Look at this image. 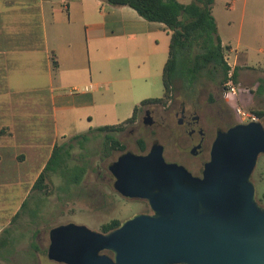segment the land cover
Masks as SVG:
<instances>
[{"label":"rangeland","instance_id":"1","mask_svg":"<svg viewBox=\"0 0 264 264\" xmlns=\"http://www.w3.org/2000/svg\"><path fill=\"white\" fill-rule=\"evenodd\" d=\"M179 1L190 3L193 0ZM74 2L61 0L60 4H57L63 14L62 17L68 16V10L64 6L69 3L73 7ZM232 3L234 0H214L213 14L222 43L231 45L234 50L233 56L231 54L226 56L227 62L232 63L238 52L241 57L242 54L247 57L246 65L251 69L247 74V82L251 90L243 89L245 90L243 99L240 87L237 98L227 100L224 97V83L220 82V74L216 75V81L202 77L193 87L187 86L179 79L175 84L174 97L168 106L160 104L144 106L139 110L135 122L128 123L124 130L113 133L126 148L125 151L115 150L106 156L104 153L106 134L95 129L99 122L112 125L118 118H124L128 114L125 111L114 112L115 108L125 109L130 106L132 109L134 104H139L146 98L163 96V91L159 88L148 96H144L143 93H134L132 96L114 94L113 87L115 88L117 83L112 81L115 79L111 73L112 61L103 56L100 62L98 53L92 48L89 52V42L81 41L85 80L70 81L63 90L82 93L85 86L92 83L90 90L98 93L101 102L108 104L111 114L99 118L91 112L94 115L92 120L85 115L78 118V114L72 112L71 121L62 117L68 115V111H64L58 115L60 121L56 122L55 117L53 121L47 118L42 126L38 125V131L31 132L19 129L9 132L2 126L3 121L0 119V145H13L12 142L16 141L17 150L21 153L18 162L5 159L0 164V171L11 167L9 170L13 169L20 175L16 181H0V228L4 229L0 231V264H34L36 257L44 264H49L45 257L47 237L49 230L55 226L74 223L102 232L103 224L113 219L123 221L136 213L149 211V205L145 200L124 197L115 189L114 177L109 166L124 152L141 154L150 150L156 142L163 146L167 162L175 161L184 166L183 160L188 155L181 154L177 147L178 134H182L184 128L179 123V111L183 106L186 107L188 114L197 110L199 122L208 126L210 136L215 135L217 128L227 130L238 122L234 107L236 105L253 112L264 111V77H261L264 73V0H237L231 7ZM123 60L124 66L129 68L127 59ZM92 73L94 79L91 81ZM220 105L229 111L221 110L222 113H219ZM146 108L153 110L151 124L144 122ZM89 130L91 132L87 140L82 137L74 138L77 135L75 132L81 134ZM139 138L145 141V150H141ZM57 143L71 145L70 155L66 157L68 166L61 167L63 156L57 157L58 159L45 171L47 189H42V185H39L25 196L27 186L33 182L41 166L47 162L53 144ZM263 170L264 153L258 157L257 170L253 176L255 181L258 179L257 173ZM19 181L20 184L17 185ZM257 188V198H260V194L264 193V183L260 182ZM23 196L26 198L25 203L21 206L13 226L6 225ZM27 219L29 221H26ZM36 230L41 231L39 235L41 238L44 236V240H40V248L36 246L39 242Z\"/></svg>","mask_w":264,"mask_h":264},{"label":"water","instance_id":"2","mask_svg":"<svg viewBox=\"0 0 264 264\" xmlns=\"http://www.w3.org/2000/svg\"><path fill=\"white\" fill-rule=\"evenodd\" d=\"M144 122H153L149 110ZM261 153L264 125L255 120L218 132L202 176L167 162L157 142L147 153L124 152L109 166L114 187L151 212L108 233L55 226L48 255L69 264H264V206L251 179Z\"/></svg>","mask_w":264,"mask_h":264},{"label":"crops","instance_id":"3","mask_svg":"<svg viewBox=\"0 0 264 264\" xmlns=\"http://www.w3.org/2000/svg\"><path fill=\"white\" fill-rule=\"evenodd\" d=\"M74 1L73 7L69 3L64 6L68 16L62 17L57 6L61 0H0V119L9 132L38 131V125L42 126L47 118L53 121L55 117L56 122L60 121L58 115L64 111H68V115L62 117L71 121L72 112L77 113L78 118L85 115L92 120L91 112L99 118L112 113L108 104L98 99V93L90 90L92 83L86 85L82 93L63 90L70 81L85 80L81 41L89 42V52L92 48L98 53L100 62L103 56L112 61L111 73L115 77L112 81L117 83L113 87L114 94L148 96L159 88L164 92L162 74L169 56V28L162 22L146 20L129 6H112L104 0ZM223 46L228 47L227 55L233 56L232 46ZM246 58L238 52L236 59L229 63L236 73L242 99L243 89H250L247 74L251 69L246 65ZM123 59H127L129 68L124 66ZM135 105L132 109L130 106L115 108L114 112L128 114L114 124L130 117ZM103 125L110 124L99 122L98 127ZM12 144L0 145V164L5 159L18 162L21 156L18 142ZM46 163L27 186L25 196L33 191ZM9 169L11 167L0 171V181H16L20 176ZM21 199L6 225L13 226L26 198Z\"/></svg>","mask_w":264,"mask_h":264},{"label":"trees","instance_id":"4","mask_svg":"<svg viewBox=\"0 0 264 264\" xmlns=\"http://www.w3.org/2000/svg\"><path fill=\"white\" fill-rule=\"evenodd\" d=\"M104 1L112 6L132 7L146 20L164 23L171 32L169 56L162 74L163 96L142 100L139 104L135 105L133 114L120 123L95 128L96 131L106 134L104 153L106 156H109L112 151H125L126 148L125 144L113 133L122 131L128 123L135 122L139 110L144 106L152 104H160L164 107L168 106L174 97L177 80L182 79L187 86L193 87L202 77H208L211 81H216V75L220 74V82L224 83L228 78L231 66L226 60L228 47L222 44V40L218 34L217 22L213 15L214 0H193L190 3H182L179 0ZM54 66H57L55 59ZM233 77L237 82L235 72ZM255 112L259 116L264 114V111L257 110ZM91 130L87 133L76 135L74 138L82 137L84 140H87ZM138 144L141 150H145V141L142 138L138 139ZM70 147V144L57 143L54 145L48 162L34 184V189L39 187V185H42V189H47L45 171L52 166L53 162L58 159L57 157L63 156L60 166H68L66 157L70 155ZM17 217L18 214L15 216V219ZM120 223V220L113 219L103 224L102 232L108 233L117 228ZM32 246L35 247L33 243Z\"/></svg>","mask_w":264,"mask_h":264},{"label":"flooded vegetation","instance_id":"5","mask_svg":"<svg viewBox=\"0 0 264 264\" xmlns=\"http://www.w3.org/2000/svg\"><path fill=\"white\" fill-rule=\"evenodd\" d=\"M220 108L221 109L218 110L219 113L221 112V110H223V112L229 111L228 108H226L222 105H220ZM147 110L150 111V115L152 116L153 110L146 108V109H144L145 114H146ZM179 114H180L179 115V123H181L184 128H182V132H181L182 134H178V140H179V144L177 146L178 150L181 152V154L184 153L185 156L188 155V157L185 160H183V161H185L184 166L193 175L202 176L204 174V169H205L206 163L211 158V149H212L213 143H214V141L218 135V132L221 129L217 128L215 135L210 136V134L208 133V130H207L208 126L207 125L204 126V125L200 124V122H199L200 116L198 115L197 110H193L188 114V113H186V107L183 106L180 109ZM237 121L240 122L239 120H237ZM257 121H261L264 125V114L262 116H259V120H257ZM147 152H149V150ZM147 152H144V153H147ZM261 154H263V153H261ZM173 162H175V161H173ZM256 170H257V165H256V167L252 173L251 179L255 184L256 197H257V194H258L257 185L260 182L264 183V170L262 172L257 173L258 179H257V181H255L253 176H254V173H256ZM113 177H114V175H113ZM114 182H115V177H114ZM260 195H261V197L260 198L258 197L257 200L261 205L264 206V204H263L264 193L260 194ZM146 212H151V209L149 211H146ZM52 229H50L48 232L45 257L47 258V261L49 264H69L65 261H60V260L50 258L48 255V249H49V246L51 244V230ZM36 233H37V238L39 240V242H38V244H36V246H37V248H40V245H41L40 240L41 241L44 240V237L42 236V238H41L39 236L41 234V231L38 230ZM101 253H106L109 256L113 257V253L109 250H104ZM34 262H35L34 264H44L42 262V260L38 257H36L34 259Z\"/></svg>","mask_w":264,"mask_h":264},{"label":"built area","instance_id":"6","mask_svg":"<svg viewBox=\"0 0 264 264\" xmlns=\"http://www.w3.org/2000/svg\"><path fill=\"white\" fill-rule=\"evenodd\" d=\"M233 75H234V72L230 69V71L228 73V78L224 82V93H223V95L227 100H229L230 98H237L238 93H239V85L234 80ZM234 107H235L236 115H237L238 120L240 122L259 120V116L255 112L250 111L241 105H236Z\"/></svg>","mask_w":264,"mask_h":264}]
</instances>
